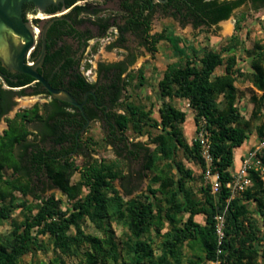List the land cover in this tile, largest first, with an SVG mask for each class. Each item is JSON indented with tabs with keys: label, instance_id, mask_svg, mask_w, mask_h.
<instances>
[{
	"label": "trees",
	"instance_id": "16d2710c",
	"mask_svg": "<svg viewBox=\"0 0 264 264\" xmlns=\"http://www.w3.org/2000/svg\"><path fill=\"white\" fill-rule=\"evenodd\" d=\"M121 1L127 17L124 30H136L149 51H156V43L165 41L171 56L178 58L167 66L158 81L162 102L157 116L152 115L154 105L146 107L129 97L119 102L123 90L136 78L135 87L145 84L142 66L129 71L125 79L118 74L110 85L99 86L102 100L110 88L114 95L108 105L123 109L121 113H109L122 134L121 141L129 129L142 135L149 133L151 128H160L151 138L156 144L153 150L139 142L132 143L129 150L126 144L121 148L130 155L143 152L142 169L153 174L147 188L150 194L141 192L128 200L123 198L113 183L116 178L125 177L116 159H95L79 167L68 154L80 137L78 130L85 122L84 116L76 106L51 97L41 83L36 82L34 93L50 97L49 101L36 103L18 111L14 118H7L8 129L0 135V223L4 220L12 223L10 232H0V264H24V256L50 248L55 256L48 263L36 264H69L63 255L78 257L74 264H209L216 258L218 247L223 250L221 264H264V181L260 170L250 169L252 184L243 191V199L235 196L226 202L230 196L226 183L232 179L230 169L234 151L249 137V120L242 116L237 105L235 81L238 77L249 79L260 91L259 95L252 96L253 114L264 112V45L256 42L247 50L249 71L244 72L238 66L235 51L240 42L237 34L231 35L220 50H213L197 48L171 29L149 33L152 17L159 8L182 24L191 23L197 28L227 19L234 9L247 2H251L254 9L264 7V0H168L166 4L161 0ZM84 8L75 9L82 11ZM244 16V12L238 16L237 31ZM62 59L60 71L52 78L45 76L53 87L65 88L72 95L80 96L95 86L74 67L72 59L62 49L53 51V42L47 44L45 62L55 66ZM134 59L132 56L130 63ZM89 66L85 64V68ZM219 67H223L222 73H216ZM125 70L122 66L121 71ZM5 72L0 66V76ZM22 76L17 82L5 81L8 88L0 82V118L10 109L13 95L23 94L25 87L34 81L27 74ZM17 87L20 89L15 91L13 88ZM175 98L186 100L194 110L195 125L202 119L206 122L212 171L218 174L220 181L216 195L212 194L208 183L200 187L203 199H199L187 185L196 176L179 157L180 152L202 170L205 160L198 139L192 144L186 140L182 125L187 114L172 104L171 99ZM96 117V112L90 116L91 119ZM32 121L39 124V142L27 140L31 134L27 123ZM257 134L264 138V125L258 127ZM34 135L38 138L36 133ZM46 139L52 142L48 150L40 146ZM258 156L264 168V146ZM4 168H11L12 176H4ZM42 172L53 186L66 194L71 201L67 206L63 207L62 199L54 194L37 195L39 201L34 203L25 198L27 194H34L32 173ZM76 172L79 178L71 182ZM153 184L157 186L153 188ZM15 192L22 197L18 198ZM226 204L224 237L219 246L214 216ZM18 209L23 215L21 221L14 216ZM197 215H202L203 221L198 220ZM86 219L100 229L102 235L85 232L82 224ZM113 222L125 227L123 236L118 239L111 225ZM41 235H46L47 240ZM154 237L158 238L157 242Z\"/></svg>",
	"mask_w": 264,
	"mask_h": 264
},
{
	"label": "rangeland",
	"instance_id": "374dc122",
	"mask_svg": "<svg viewBox=\"0 0 264 264\" xmlns=\"http://www.w3.org/2000/svg\"><path fill=\"white\" fill-rule=\"evenodd\" d=\"M242 12L245 13L244 19L240 22V30L235 29V23L238 19L239 14ZM229 23V29L226 27L225 24ZM163 29H171L174 32L180 34L186 40L193 43L197 48H209L213 50H220L227 42V39L233 35L237 34L240 42L235 49L236 54L238 55V66L244 70V72L249 71V56L247 54V50L253 48L256 42L264 45V7L259 9H254L249 5H241L240 7L234 9L230 16L227 19L221 20L214 25L206 26L201 25L197 28H194L191 23L182 24L180 20L175 18L169 13H162L160 11H156L151 20V32H160ZM105 42L102 39H99L95 42L93 47L88 50L86 53L87 60L84 61L85 64L89 63L90 66L84 69L86 74L87 69H90L95 74L94 67L96 66V62L98 60H108V61H115L119 59L123 53L116 50H106L105 49ZM131 43V41H130ZM163 42H159L157 45L159 46V50L163 49ZM95 47V49H94ZM159 50L156 54H152L147 50H142L137 53V63L142 65V69L145 75V85L146 87H135L133 83L137 81V78L132 82L127 90L125 91V97H129L130 100L140 102L146 107L151 105H155L156 102L160 101V95L158 90V81L161 78L162 68L165 67L167 64L176 62L178 60L177 57L170 56L167 53L163 55L158 54ZM165 50V49H163ZM226 55V53H224ZM138 67V66H137ZM136 70V68H134ZM223 67H219L216 70V73H222ZM92 75V74H91ZM235 85L237 88V105L241 111L242 116L249 120V137L245 140L244 144L241 148H236L234 151V162L231 167V172L234 173L235 169L239 166V157L242 155H246L248 152L253 151L254 148L261 143L264 142V138H259L257 131L258 127L264 125V112L257 111L256 114H253L255 109V104L252 100V96L254 94L259 95L260 91L256 90L248 78L246 77H238L235 81ZM49 97L46 95L44 96H33L30 99H23L20 101L19 104H23L26 106L32 105L33 103H40V100H48ZM30 100V101H29ZM179 105V106H178ZM176 105L179 108H182L186 111L187 116L194 115V110L187 106L186 101H181L179 104ZM115 109H119L118 107ZM201 121V120H200ZM199 121L198 125H195L193 122L192 130L190 131L188 128V124L184 122L182 125V129L186 140L189 144H192L194 139H197L199 136L200 131V124ZM198 128V129H197ZM108 131V127L101 123L100 121H92L89 125H87L80 135V141L84 143L83 147L78 149L76 152L70 154L72 156L74 162L81 167L87 161H93L95 159L101 160H113L111 149L109 144L106 142V134ZM160 132V128H151L149 133H144L142 135L134 134L130 129L126 131L125 138L128 142H139L144 144L150 150H153L156 146L155 143L151 142V138ZM241 149V151H240ZM240 152V153H239ZM179 157L183 159L185 165L191 168L195 173V180L188 181L187 185L190 187L192 192L195 194L196 197L199 199H203V193L200 192V187L205 186L210 183V178L206 176L205 169L202 170L193 160H187L184 158L182 153L180 152ZM129 162V165L126 164ZM142 159L139 158L138 160L126 162H119V166L121 167L122 171H129L132 170L137 174L140 175V180L137 182V191L133 193L132 196L139 194L141 192L147 191L148 185L150 183V177L152 174L146 173V176L142 175L141 169ZM262 175V179L264 181V168H258ZM8 174L9 171H6ZM79 178V173L76 172L72 177V182L76 181ZM34 194L26 195L25 198L29 200V202H37V195L42 197H48L51 194H54L56 197L62 199L63 207L67 206L71 201L68 200L67 196L57 187L52 186L50 179L45 175V173L39 174L37 177L34 176ZM153 188L156 187V184L152 185ZM86 192V189H84ZM243 193V192H242ZM240 193L238 196H241ZM16 196L21 198V194L16 192ZM159 196V193L157 194ZM130 196H126L125 198H129ZM243 199V198H242ZM251 206H254L253 202H250ZM20 210H16L14 212L15 219L21 221L23 219V215L19 212ZM187 215L184 216L186 218ZM196 218L200 221H203L202 215H197ZM112 228L114 230V235L116 239L123 236V232L125 231V227L121 224H117L113 222ZM82 228L85 232L102 235V231L95 227V225L90 222L88 219L82 224ZM12 230V223L10 220H4L0 223V232L6 234ZM74 232V229H71ZM45 241L47 240L46 235H41ZM158 238L154 237V242H157ZM188 248L186 247V251ZM155 255L159 254V250L156 248L154 250ZM189 251V255H190ZM55 256L54 251L50 248L47 251H37L36 255L28 254L24 256L23 261L24 264H36V262H45L48 263L53 257ZM67 263L74 264L78 262V257H70L67 258L63 255Z\"/></svg>",
	"mask_w": 264,
	"mask_h": 264
},
{
	"label": "flooded vegetation",
	"instance_id": "af4514ba",
	"mask_svg": "<svg viewBox=\"0 0 264 264\" xmlns=\"http://www.w3.org/2000/svg\"><path fill=\"white\" fill-rule=\"evenodd\" d=\"M69 1L71 0L50 2L42 8L32 1H26L21 5L22 20L32 28L34 33L33 46L25 53L24 61L29 64L38 63L37 70L44 77L52 78L56 72L60 71V64L64 61L62 59L55 66H52L50 62H45L47 44L53 42V51L62 49V52L72 59L74 67L89 82L95 84L93 88L83 91L82 95H73L78 102L83 104L85 113L83 115L81 108L76 106L85 118L83 126L78 130V134L81 135L87 120H89L88 125L92 121H100L104 125L113 121L109 114L112 110L108 105L109 99L114 95L113 90L109 88L102 100L103 94L99 86L103 84L110 85L118 74L122 77L125 72L121 71L122 66L127 68L132 65L135 59L130 63L131 57L142 50H147V48L136 30L132 28L124 30L123 27L126 25L127 17H125L121 0H72L68 4ZM167 1L161 0L162 4H166ZM251 4V2H247L244 5L251 6ZM78 6H84L86 9L76 10L75 8ZM157 11L163 13L160 8ZM81 19L83 21H80ZM149 33L154 34L156 32H151L150 29ZM122 37H124V40L121 39ZM99 39L105 42L106 50L120 51L123 55L115 61L98 60L94 77L91 70L85 74L84 61L87 60L86 53L88 50ZM157 44L158 42L156 47ZM0 66L6 70L0 76L2 86L7 85L5 81L17 82L23 78L22 74L24 73L6 68L1 61ZM36 82L34 79L25 87L24 91H34ZM93 112L97 113V117L91 119L90 116ZM75 142L74 150L71 152L77 151L84 145L80 141V137ZM42 143H40V146H42Z\"/></svg>",
	"mask_w": 264,
	"mask_h": 264
},
{
	"label": "crops",
	"instance_id": "0c3cea01",
	"mask_svg": "<svg viewBox=\"0 0 264 264\" xmlns=\"http://www.w3.org/2000/svg\"><path fill=\"white\" fill-rule=\"evenodd\" d=\"M159 42H163L161 44H163L162 46H163V49H165V50H163V49L159 50V46H157L156 51H149V50H147V51L151 52L152 54H156L158 52V50H159L158 54L163 55L164 53H167L166 51L168 50V54L171 56L170 50H169L166 42L163 41V40H161ZM134 56H135V62L132 65H130V66H128L126 68V70H125V72H124V74L122 76L123 79L126 78V76H127L129 71L135 70L134 68H136V70H137L139 67L142 66L141 64L136 65V63H137L136 61H137L138 55L135 54ZM169 64H171V63H169ZM169 64H167L165 67L162 68V73L167 68V66ZM94 72H96V66L94 67ZM94 77H95V74H94ZM3 87L4 88H8L7 85H3ZM145 87H146V85L144 84L143 88H145ZM13 89L15 91H18L20 88L17 87V88H13ZM126 90H123L122 96L119 98V102H123L124 101V97H125L124 95H125V91ZM33 96H44V94H41V93L35 94L34 91L27 90L23 94H14L13 95V97L11 98V107H10V109L8 110V112L6 114L2 115L1 118H0V135H3L4 131L6 129H8L7 118H14V116L16 115V113L18 111H20V110H22L24 108H31L34 104L38 103V102H36V103H33L32 105H29V106H26V105H23V104L22 105L19 104L20 101H22L23 99H30ZM49 99H50V97H49ZM49 99L48 100H40L41 102L39 104L46 103V102L49 101ZM181 101H186V100L178 99V98L171 99L172 104H174L175 106L178 105L179 102H181ZM161 102H162V99L160 98V101L155 103V105L153 107V112H152L153 116H157V109H158V106H160ZM117 107L119 109H115ZM110 109L112 110V112H114V111L118 112V113L123 112V109L120 106H112V107H110ZM180 109H182V108H180ZM182 110H184V109H182ZM185 122H186V124H188V128L191 131L192 130V124L194 122L193 117L192 116H187ZM106 126L108 127V131H107V134H106V142H107V144H109L110 149H111V153H112V157L111 158H113V160L116 159V160H118V162H121V163L126 162L127 160H129L131 162V161L138 160L139 158H141L142 159L141 169H142V165H143V162H144L143 161V152L142 153H134L133 155H130L127 152V150L131 149V144L132 143H136V142H128V141H126V138H124L121 141L120 138H121L122 134L120 133V131H118V129H116V126H115L113 121L112 122H108ZM27 127L31 131V134H29L27 136V140L30 141V142H39V131L40 130H39L38 122H34V121L28 122L27 123ZM35 133L37 134L38 138L34 135ZM109 136H111V138H109ZM125 144L127 145L128 148H127V150L122 151L121 148L124 147ZM142 145L145 146L144 144H142ZM42 147H44L46 150L50 149L52 147V142L50 141V139H46L45 141H43ZM58 148H59V146H58ZM241 149H240V151H241ZM18 151H19V148L16 147L15 148L16 154H18ZM73 152H76V151H73ZM73 152H70L68 155L70 156V154L73 153ZM126 164L129 165V162L126 163ZM6 171H9V173L7 174ZM42 173H45V172H42ZM122 173L125 175V177L124 178H116L113 181V183H114L115 187L119 190V193L123 196V198L125 200H128V199L134 197L132 195H133V193H135V191H137L136 190L137 189L136 185H137V182L140 180V177H139L140 175H137L133 170L131 172L122 171ZM146 173L152 174V173L144 171L142 169V175L146 176ZM3 174L6 177L12 176L13 170L11 168H4L3 169ZM38 175L39 174L32 173V177H31L32 185H33V182H34V176L37 177ZM45 175L47 176L46 173H45ZM15 176H17V174H15ZM152 176H153V174H152ZM151 177H150V179H151ZM71 182H72V178H71ZM15 195H16V192H15ZM27 195H29V194H27ZM126 196H130V197L129 198H125Z\"/></svg>",
	"mask_w": 264,
	"mask_h": 264
},
{
	"label": "water",
	"instance_id": "95a60500",
	"mask_svg": "<svg viewBox=\"0 0 264 264\" xmlns=\"http://www.w3.org/2000/svg\"><path fill=\"white\" fill-rule=\"evenodd\" d=\"M26 1H32L41 8L50 2L58 0H0V61L8 69L24 73L41 85L50 93L51 97L64 100L81 108L83 104L65 88L53 87L49 80L38 70V63L29 64L24 61V55L33 46L34 33L21 17V5ZM23 42V43H22ZM89 123L87 120L83 128Z\"/></svg>",
	"mask_w": 264,
	"mask_h": 264
},
{
	"label": "built area",
	"instance_id": "2783aa9c",
	"mask_svg": "<svg viewBox=\"0 0 264 264\" xmlns=\"http://www.w3.org/2000/svg\"><path fill=\"white\" fill-rule=\"evenodd\" d=\"M90 72V69H87V73ZM187 106H189L187 102ZM200 124V131L198 136V141L200 143V152L201 156L205 160V173L208 178H210L211 183V192L212 194H218L220 190V181L219 176L216 172L212 171V157L209 151V139L208 132L205 128V120L202 119ZM264 146V142L260 145L256 146L253 151L248 152L246 155H242L239 157V166L235 169L234 173H232V179L226 183V187L230 191V196L226 200L228 203L231 198L238 196L242 193L247 187L252 184L251 178L249 176L250 169L257 170L260 168V160L258 156V152ZM227 209V204L221 212H218L215 216V231L218 238V245L222 244V240L224 237V228H225V212ZM223 250L221 247L217 248L216 258L214 260L209 261V264H221L222 262V254Z\"/></svg>",
	"mask_w": 264,
	"mask_h": 264
},
{
	"label": "bare ground",
	"instance_id": "6f19581e",
	"mask_svg": "<svg viewBox=\"0 0 264 264\" xmlns=\"http://www.w3.org/2000/svg\"><path fill=\"white\" fill-rule=\"evenodd\" d=\"M226 25V27L229 29L230 27H229V23L228 24H225Z\"/></svg>",
	"mask_w": 264,
	"mask_h": 264
}]
</instances>
